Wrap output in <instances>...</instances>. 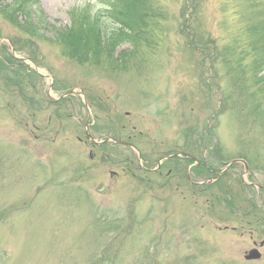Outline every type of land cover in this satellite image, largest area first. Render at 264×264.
<instances>
[{
    "label": "rangeland",
    "instance_id": "rangeland-1",
    "mask_svg": "<svg viewBox=\"0 0 264 264\" xmlns=\"http://www.w3.org/2000/svg\"><path fill=\"white\" fill-rule=\"evenodd\" d=\"M152 2L146 41L130 58L118 47L112 66L52 45L71 10L95 16L112 0H36L31 41L0 17V264H264V248L243 260L264 241V102L236 46L254 11ZM185 152L211 181L224 172L221 191L206 180L193 197L167 177L160 159Z\"/></svg>",
    "mask_w": 264,
    "mask_h": 264
},
{
    "label": "trees",
    "instance_id": "trees-1",
    "mask_svg": "<svg viewBox=\"0 0 264 264\" xmlns=\"http://www.w3.org/2000/svg\"><path fill=\"white\" fill-rule=\"evenodd\" d=\"M152 1L112 0L103 14L95 16L90 15L89 4L75 8L68 13L69 25L62 32H57L52 45L58 47L62 55L79 64L99 65L100 59L106 55L107 65L112 66L109 60L114 58L113 52L118 47L128 45L131 50L126 57L130 58V54L134 55L139 39L146 41L147 38H140L137 32H141L139 29H146L143 25L148 24L147 18L158 17ZM32 4H36V0H13L10 6L0 5V17L12 24L17 37L26 41L41 38L31 24L27 11ZM249 8L254 11L255 16L251 19L254 22L244 30L248 37L244 41L246 43H237L236 46L239 47L241 61L245 58L249 61L247 68L251 71L250 86L255 89L256 97L261 96L264 102V0H249ZM100 16L109 23L103 34L99 31ZM19 17L24 19L21 24L16 23ZM9 42L13 47L19 43L17 38Z\"/></svg>",
    "mask_w": 264,
    "mask_h": 264
},
{
    "label": "flooded vegetation",
    "instance_id": "flooded-vegetation-1",
    "mask_svg": "<svg viewBox=\"0 0 264 264\" xmlns=\"http://www.w3.org/2000/svg\"><path fill=\"white\" fill-rule=\"evenodd\" d=\"M119 144L121 143L118 142V145ZM122 144H123L122 145L123 147H126V148L131 147V145L126 144V143H122ZM163 162H167L170 166L169 167L170 169H168V171L166 172L167 177H171L172 180L175 179L180 182H185V185L187 184L188 186H190V193L192 194L193 197L196 194L198 195L199 193H201L200 189L202 188L203 185L206 184L205 183L206 180H208V186L214 185L216 186V190L221 191L220 183L222 180L221 178L224 177V174L223 173L219 174L217 172L215 173L209 170L210 174L214 173V179L211 181V178L210 177L207 178L205 174V169L203 168V161L200 159H197L195 155L191 154L190 152L174 154L172 156H166L163 159H160V165ZM234 162H235L234 164H236L240 161H234ZM232 166L229 167L228 169H231ZM159 170H160V166L156 167L155 169L151 171L160 173ZM167 180L170 181L169 178H167ZM249 186H253V185L250 184ZM259 190L264 191V187L263 188L260 187ZM247 233L251 237L252 232L248 231ZM260 244L262 245L260 246ZM254 248L257 249L259 252V250L264 248V241H260L258 244L253 242L251 249H254Z\"/></svg>",
    "mask_w": 264,
    "mask_h": 264
},
{
    "label": "water",
    "instance_id": "water-1",
    "mask_svg": "<svg viewBox=\"0 0 264 264\" xmlns=\"http://www.w3.org/2000/svg\"><path fill=\"white\" fill-rule=\"evenodd\" d=\"M262 244H260L261 246ZM260 255L256 249H252L249 252H247L244 256L245 261H251V260H257L259 259Z\"/></svg>",
    "mask_w": 264,
    "mask_h": 264
}]
</instances>
